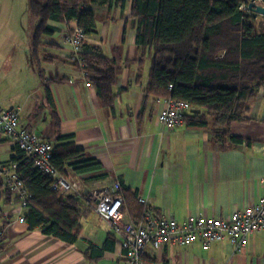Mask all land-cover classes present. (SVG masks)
Here are the masks:
<instances>
[{
    "label": "crops",
    "instance_id": "0c3cea01",
    "mask_svg": "<svg viewBox=\"0 0 264 264\" xmlns=\"http://www.w3.org/2000/svg\"><path fill=\"white\" fill-rule=\"evenodd\" d=\"M28 2L0 0V110L22 108V124L33 126L41 140L51 143L56 126L46 102V90L50 92L62 134L73 135L76 145L101 165V169L85 174L68 170L70 183L81 185V180L94 178L84 185L90 192L123 184L156 215L172 217L179 224L192 216L225 218L258 204L264 196V90L256 99L250 121L232 126V133L251 141L250 145L245 141L229 146L230 140L214 139L207 131L186 126L163 129L158 116L165 100L146 94L151 57L137 47L131 22L121 19L118 9L108 11L106 6L94 7L100 17L99 34L89 37L87 46L90 53L114 60L120 67L113 106H103L84 72L63 60L60 33L53 38L59 49H44L47 61L43 70L47 80L57 75L66 81L43 87L27 43ZM126 16L130 17V10ZM51 25L60 31L77 26L74 22ZM17 46L24 52L14 64H5V51L13 50L16 57ZM27 63L30 78L24 74ZM18 155L16 144L0 136V161L13 163ZM83 205L82 233L74 245H68L40 230L30 231L26 222H20L27 208L13 196L8 200L0 183V227L6 223L0 232V264H128L122 240L93 210L89 199ZM131 209L124 205L126 217L139 222L131 217ZM109 238L114 242L107 247ZM91 247L102 256L93 259ZM143 260L145 264H264V231L252 234L240 253L225 240L208 250L199 243L168 245L159 251L147 247Z\"/></svg>",
    "mask_w": 264,
    "mask_h": 264
},
{
    "label": "trees",
    "instance_id": "16d2710c",
    "mask_svg": "<svg viewBox=\"0 0 264 264\" xmlns=\"http://www.w3.org/2000/svg\"><path fill=\"white\" fill-rule=\"evenodd\" d=\"M251 1L29 0V21L33 22L34 31L32 63L43 87L65 82L66 77L57 75L48 80L45 78L43 63L47 58L44 49H59L54 36L60 33L65 44L73 29L60 31L51 23L70 26L74 22L88 38L94 37L99 34L100 23L94 7L106 6L108 11L118 9L121 19L131 22L137 47L151 57L147 96L189 104L190 109L184 117V126L188 129L207 131L214 139L230 140L229 146H240L245 141L250 145L251 141L232 133V126L250 121L256 99L264 90V24H256L260 15L248 9ZM128 10L129 18L126 16ZM126 34L125 28L123 41H126ZM87 43L79 61L69 58L66 45L61 57L84 72L86 79L94 84L103 106L112 107L120 67L114 60L90 53ZM46 91L47 107L56 126V135L51 142L53 168L67 180L70 169L77 174L101 169L89 153L76 145L73 135L62 134L52 96ZM17 149L19 155L13 163L18 164V172L30 195L24 218L29 230H40L47 237L74 245L82 233L83 201L89 199L90 191L84 196L52 190L51 178L24 163L18 146ZM93 179L81 180V186L84 188ZM0 181L6 198L12 199L9 188L1 178ZM118 193L124 198L123 211L127 204L132 207L131 217L142 220L146 206L139 201L138 194L123 184ZM5 224L0 227V232ZM112 242L109 238L107 247ZM89 253L93 259L102 256L95 247H91Z\"/></svg>",
    "mask_w": 264,
    "mask_h": 264
},
{
    "label": "built area",
    "instance_id": "2783aa9c",
    "mask_svg": "<svg viewBox=\"0 0 264 264\" xmlns=\"http://www.w3.org/2000/svg\"><path fill=\"white\" fill-rule=\"evenodd\" d=\"M72 29L73 33L66 37L64 45L69 48V58L75 62L80 60L88 37L79 28ZM85 86L91 88L92 84ZM189 109V104L185 102L165 100L158 123L163 129L174 131L184 126V117ZM21 114L22 108L19 107L0 110V136L11 139L18 146L24 163L31 164L51 178L52 190L61 194H83L85 188L70 183L53 168V145L41 140L33 126L23 125ZM0 178L18 204L27 208L30 195L18 172V164L0 161ZM120 188L121 184L115 183L109 189L91 191L89 200L93 210L109 223L112 232L122 240L128 264H145L143 255L147 247L159 251L168 245L188 247L199 243L204 250H208L214 243L226 240L240 253L247 247L252 234L264 231V196L258 204L237 210L225 218L192 216L179 224L174 218L156 215L146 207L142 220L133 222L123 211V197L118 193ZM20 222H25L24 218Z\"/></svg>",
    "mask_w": 264,
    "mask_h": 264
},
{
    "label": "rangeland",
    "instance_id": "374dc122",
    "mask_svg": "<svg viewBox=\"0 0 264 264\" xmlns=\"http://www.w3.org/2000/svg\"><path fill=\"white\" fill-rule=\"evenodd\" d=\"M99 19H100V17H99ZM256 24L257 25H263L264 24V17L260 16L258 18V20L256 21ZM32 27H33V22L31 23V21H29L28 33H27L28 34L27 35V37H28V42L27 43L29 44V50H31V46H32L31 42H32V37H33V32H34ZM22 45H25V43L22 42ZM14 51L18 53V55L16 57H14V55H13V50L12 51L11 50L5 51V62H4L5 64H7V65L14 64L15 63L14 59L18 58V56H19V54L21 52H24V48L23 47L19 48L17 46ZM24 66L27 68V71L24 74L30 78V76H32V74H31V69H30L28 63L25 64Z\"/></svg>",
    "mask_w": 264,
    "mask_h": 264
},
{
    "label": "water",
    "instance_id": "95a60500",
    "mask_svg": "<svg viewBox=\"0 0 264 264\" xmlns=\"http://www.w3.org/2000/svg\"><path fill=\"white\" fill-rule=\"evenodd\" d=\"M257 1H262V4L257 3ZM248 9L255 13L256 15H260L264 17V0H252L248 5ZM193 113L200 114V110H192ZM89 190L87 188L84 189V196L88 195Z\"/></svg>",
    "mask_w": 264,
    "mask_h": 264
}]
</instances>
